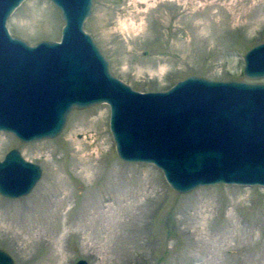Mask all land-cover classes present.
Instances as JSON below:
<instances>
[{"label":"rangeland","instance_id":"374dc122","mask_svg":"<svg viewBox=\"0 0 264 264\" xmlns=\"http://www.w3.org/2000/svg\"><path fill=\"white\" fill-rule=\"evenodd\" d=\"M83 29L115 77L164 91L186 76L263 82L242 74L264 42V0H94ZM6 19L25 43L58 41L60 12L22 0ZM107 104L74 109L53 139L13 148L41 167L25 195L0 196V249L15 264H264V187L225 184L177 194L152 164L124 163Z\"/></svg>","mask_w":264,"mask_h":264},{"label":"water","instance_id":"95a60500","mask_svg":"<svg viewBox=\"0 0 264 264\" xmlns=\"http://www.w3.org/2000/svg\"><path fill=\"white\" fill-rule=\"evenodd\" d=\"M21 1L0 0V132L25 143L53 139L72 110L107 104L118 159L154 165L177 194L216 184L264 187L263 82L189 75L164 91L141 93L114 76L83 29L94 0H48L64 23L61 36L36 44L7 31L6 19ZM80 60L81 77L73 72ZM242 62L244 77L263 78L264 42L248 48ZM42 103L50 104L43 113L54 118L40 123L48 117ZM27 105L38 112L34 127L35 118L24 115ZM23 122L27 129L21 131L17 125ZM3 157L0 196L25 197L41 178L40 166L15 148ZM0 264L15 263L0 249Z\"/></svg>","mask_w":264,"mask_h":264},{"label":"bare ground","instance_id":"6f19581e","mask_svg":"<svg viewBox=\"0 0 264 264\" xmlns=\"http://www.w3.org/2000/svg\"><path fill=\"white\" fill-rule=\"evenodd\" d=\"M81 62L79 63V64H77L78 66L76 67V68H74L73 69V72L74 73H76L77 74V76H79V77H81V75L85 72L84 70V63L85 62H83L82 60H80ZM87 71V70H86ZM40 87H43V86H40ZM49 87L48 88H46L45 89V91H49ZM42 109H41V112H42V114H45L44 116H48L47 118H42V120H40V123H42V121H44V122H46L45 120H48V119H52V118H54V116L52 115V116H50V115H48L47 113H43L44 111H46V110H48V109H50V104H47V103H42ZM37 108H39L40 109V106L39 107H37ZM35 105H31V106H29V105H27V106H24V115H27V117L28 118H35V120L32 122V124H31V126L33 125V127H34V125H36V120H37V117H38V112H36L35 111ZM23 115V114H22ZM40 115V114H39ZM26 117V118H27ZM28 123L27 122H23L22 123V125L21 126H19V125H17L18 126V128H20V130L22 131V130H26L27 128H25L26 127V125H27ZM25 128V129H24ZM30 128H32V127H30ZM13 175H15V173L13 174Z\"/></svg>","mask_w":264,"mask_h":264}]
</instances>
